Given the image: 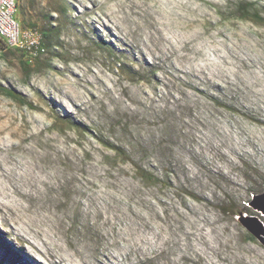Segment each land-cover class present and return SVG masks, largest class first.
<instances>
[{
  "label": "rangeland",
  "instance_id": "374dc122",
  "mask_svg": "<svg viewBox=\"0 0 264 264\" xmlns=\"http://www.w3.org/2000/svg\"><path fill=\"white\" fill-rule=\"evenodd\" d=\"M17 1L49 45L0 53V264H264V0Z\"/></svg>",
  "mask_w": 264,
  "mask_h": 264
},
{
  "label": "built area",
  "instance_id": "2783aa9c",
  "mask_svg": "<svg viewBox=\"0 0 264 264\" xmlns=\"http://www.w3.org/2000/svg\"><path fill=\"white\" fill-rule=\"evenodd\" d=\"M18 9L17 0H0V53L17 50L29 62L47 56L48 50L43 45L41 34L22 28L17 18Z\"/></svg>",
  "mask_w": 264,
  "mask_h": 264
},
{
  "label": "trees",
  "instance_id": "16d2710c",
  "mask_svg": "<svg viewBox=\"0 0 264 264\" xmlns=\"http://www.w3.org/2000/svg\"><path fill=\"white\" fill-rule=\"evenodd\" d=\"M244 5V6H243ZM239 9V11L242 12V15L241 16V19H244V20H251L253 21L254 23L256 24H259V25H263L264 24V19L263 17L260 15L259 12H253V7L254 5L252 3H249L247 2L246 4L244 3ZM259 15V16H258ZM49 39V35L48 33L46 32H43V38H42V42H43V45L47 48V46L49 45L48 42H46V40ZM0 93L3 94L5 97H7L8 99L20 104V105H23V106H26L28 107L29 109H32V104L26 102L24 100V98L17 92L15 91H12V90H9L7 88H4L2 86H0ZM107 146L117 152L123 159H128L125 151L117 146H113V145H110V144H107ZM136 174L137 176L142 179L143 181L147 182V183H150V184H154L156 179L151 175L149 174L148 172L144 171L142 168L140 167H136ZM229 211H232L231 209H229ZM241 214V212L237 211L236 214Z\"/></svg>",
  "mask_w": 264,
  "mask_h": 264
},
{
  "label": "water",
  "instance_id": "95a60500",
  "mask_svg": "<svg viewBox=\"0 0 264 264\" xmlns=\"http://www.w3.org/2000/svg\"><path fill=\"white\" fill-rule=\"evenodd\" d=\"M264 197V195H263ZM249 207L254 210L255 212L259 213L262 217H264V202L259 200L251 202ZM250 224L253 226L254 229H251L253 235L256 237L263 235L264 236V228L262 224L259 222L257 217H250Z\"/></svg>",
  "mask_w": 264,
  "mask_h": 264
},
{
  "label": "bare ground",
  "instance_id": "6f19581e",
  "mask_svg": "<svg viewBox=\"0 0 264 264\" xmlns=\"http://www.w3.org/2000/svg\"><path fill=\"white\" fill-rule=\"evenodd\" d=\"M175 4V3H174ZM246 4V3H245ZM181 5V4H180ZM244 6V5H243ZM242 7V6H241ZM241 7H240V9H241ZM242 13V12H241ZM236 15V14H235ZM242 15V14H241ZM241 15H239V16H241ZM237 16V15H236ZM259 16V15H258ZM252 24V23H251ZM255 35V34H254ZM253 130V129H252ZM256 131V130H255ZM254 131V132H255ZM252 133V132H251ZM263 137V136H262ZM253 138V137H252ZM264 138V137H263ZM254 139V138H253ZM254 141V140H253ZM263 143V142H262ZM257 144H259V143H257ZM261 144V143H260ZM231 148V147H230ZM257 148V147H256ZM261 148V147H260ZM262 148H264V147H262ZM264 150V149H263ZM240 152V151H239ZM260 162V161H259Z\"/></svg>",
  "mask_w": 264,
  "mask_h": 264
}]
</instances>
